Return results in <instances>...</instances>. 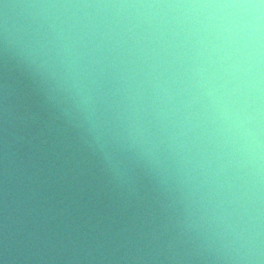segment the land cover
Segmentation results:
<instances>
[{
  "label": "clouds",
  "instance_id": "clouds-1",
  "mask_svg": "<svg viewBox=\"0 0 264 264\" xmlns=\"http://www.w3.org/2000/svg\"><path fill=\"white\" fill-rule=\"evenodd\" d=\"M0 45L206 264H264V0H0Z\"/></svg>",
  "mask_w": 264,
  "mask_h": 264
},
{
  "label": "water",
  "instance_id": "water-1",
  "mask_svg": "<svg viewBox=\"0 0 264 264\" xmlns=\"http://www.w3.org/2000/svg\"><path fill=\"white\" fill-rule=\"evenodd\" d=\"M144 171L110 162L0 45V264H206Z\"/></svg>",
  "mask_w": 264,
  "mask_h": 264
}]
</instances>
